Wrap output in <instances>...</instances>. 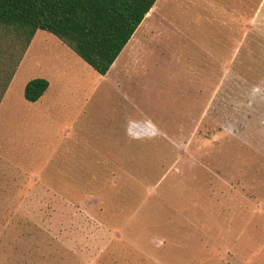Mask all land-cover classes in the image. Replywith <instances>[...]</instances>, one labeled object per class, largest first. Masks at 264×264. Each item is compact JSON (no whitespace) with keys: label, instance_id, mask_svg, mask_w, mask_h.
I'll list each match as a JSON object with an SVG mask.
<instances>
[{"label":"rangeland","instance_id":"rangeland-1","mask_svg":"<svg viewBox=\"0 0 264 264\" xmlns=\"http://www.w3.org/2000/svg\"><path fill=\"white\" fill-rule=\"evenodd\" d=\"M135 31L105 75L35 32L0 113V264H264V0H157Z\"/></svg>","mask_w":264,"mask_h":264},{"label":"trees","instance_id":"trees-1","mask_svg":"<svg viewBox=\"0 0 264 264\" xmlns=\"http://www.w3.org/2000/svg\"><path fill=\"white\" fill-rule=\"evenodd\" d=\"M156 1L0 0V102L37 30L105 75ZM48 84L42 77L28 80L25 100L37 101Z\"/></svg>","mask_w":264,"mask_h":264},{"label":"crops","instance_id":"crops-1","mask_svg":"<svg viewBox=\"0 0 264 264\" xmlns=\"http://www.w3.org/2000/svg\"><path fill=\"white\" fill-rule=\"evenodd\" d=\"M11 83V82H10ZM49 83V82H48ZM10 85V84H9ZM9 87V86H8ZM49 88H50V83L48 84V87H47V89L45 90V92L43 93V95L36 101V103H38V102H40L41 100V98L42 97H44V95L46 94V93H48V90H49ZM8 89V88H7ZM5 94H6V91H5V93H4V95H3V97H2V99H1V102H0V113H1V110H2V105H3V103H4V96H5ZM4 107V106H3Z\"/></svg>","mask_w":264,"mask_h":264}]
</instances>
